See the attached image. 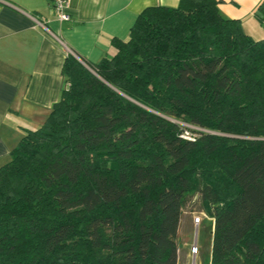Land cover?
Masks as SVG:
<instances>
[{
  "label": "trees",
  "instance_id": "1",
  "mask_svg": "<svg viewBox=\"0 0 264 264\" xmlns=\"http://www.w3.org/2000/svg\"><path fill=\"white\" fill-rule=\"evenodd\" d=\"M219 4L145 8L91 72L67 54L0 167V264H177L195 196L210 264H264V39Z\"/></svg>",
  "mask_w": 264,
  "mask_h": 264
},
{
  "label": "crops",
  "instance_id": "2",
  "mask_svg": "<svg viewBox=\"0 0 264 264\" xmlns=\"http://www.w3.org/2000/svg\"><path fill=\"white\" fill-rule=\"evenodd\" d=\"M218 1L223 17L238 20L252 39H264L262 25L255 23L261 0ZM68 4L70 20L61 23L50 0H0V167L25 132L39 128L58 102L67 54L85 65L110 58L115 53L112 39L125 41L145 8H175L178 0H68Z\"/></svg>",
  "mask_w": 264,
  "mask_h": 264
},
{
  "label": "rangeland",
  "instance_id": "3",
  "mask_svg": "<svg viewBox=\"0 0 264 264\" xmlns=\"http://www.w3.org/2000/svg\"><path fill=\"white\" fill-rule=\"evenodd\" d=\"M255 23H259L257 18ZM181 126L193 129L185 124ZM211 230L212 220L202 212L195 196L187 203L180 219L176 236L177 264H210Z\"/></svg>",
  "mask_w": 264,
  "mask_h": 264
},
{
  "label": "built area",
  "instance_id": "4",
  "mask_svg": "<svg viewBox=\"0 0 264 264\" xmlns=\"http://www.w3.org/2000/svg\"><path fill=\"white\" fill-rule=\"evenodd\" d=\"M50 3L53 7L56 20L59 22H67L70 20V15L68 13V0H50ZM41 27L44 28V26L40 23H38ZM184 139H192V137L185 132L182 136ZM199 219L196 220V223H198Z\"/></svg>",
  "mask_w": 264,
  "mask_h": 264
},
{
  "label": "water",
  "instance_id": "5",
  "mask_svg": "<svg viewBox=\"0 0 264 264\" xmlns=\"http://www.w3.org/2000/svg\"><path fill=\"white\" fill-rule=\"evenodd\" d=\"M82 64H83V66L86 68V69H88L90 72H91V70L83 63V62H81Z\"/></svg>",
  "mask_w": 264,
  "mask_h": 264
}]
</instances>
